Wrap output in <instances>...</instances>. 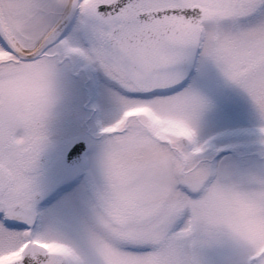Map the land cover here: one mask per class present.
I'll use <instances>...</instances> for the list:
<instances>
[{"label": "snow or ice", "instance_id": "snow-or-ice-1", "mask_svg": "<svg viewBox=\"0 0 264 264\" xmlns=\"http://www.w3.org/2000/svg\"><path fill=\"white\" fill-rule=\"evenodd\" d=\"M0 264H264V0H0Z\"/></svg>", "mask_w": 264, "mask_h": 264}]
</instances>
